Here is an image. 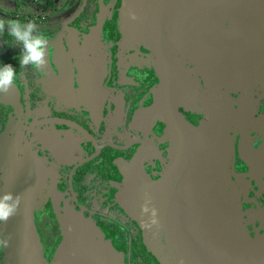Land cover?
I'll list each match as a JSON object with an SVG mask.
<instances>
[{"label": "flooded vegetation", "instance_id": "obj_1", "mask_svg": "<svg viewBox=\"0 0 264 264\" xmlns=\"http://www.w3.org/2000/svg\"><path fill=\"white\" fill-rule=\"evenodd\" d=\"M122 1L0 0V20L34 22L48 40L39 71L21 68L22 46L7 26L0 33V67L16 70L11 91L0 93V188L15 168L34 166L41 192L33 223L47 264L63 240L60 219L71 212L91 222L116 253V260L98 264H161L118 199L127 167L141 166L157 182L178 159L166 124L148 113L165 94L157 59L144 44H122ZM244 21L258 26L256 59L250 71L231 73L230 82L189 75L199 61L191 52L167 60L179 66L175 92L193 97L179 113L194 127L210 123L209 138L220 136L215 166L225 178L222 198L241 207L250 238L264 242V13ZM201 209L187 214L195 223H187L179 243L172 237L173 264L238 263L233 251L224 256V238L206 228Z\"/></svg>", "mask_w": 264, "mask_h": 264}, {"label": "water", "instance_id": "obj_2", "mask_svg": "<svg viewBox=\"0 0 264 264\" xmlns=\"http://www.w3.org/2000/svg\"><path fill=\"white\" fill-rule=\"evenodd\" d=\"M262 13L264 0L122 1L118 19L122 44H144L157 59L162 74L161 92L165 94L148 113L166 124L178 159L166 166L157 182L141 166L127 167L125 189L118 199L142 227L145 244L161 264H173L172 237L177 243L184 238L187 223H195V216L189 218L187 214L200 213V206L206 228L224 238V256L231 250L239 260L236 264H264V242L250 238L241 207L225 196L222 198L225 178L222 179L220 166H215L220 136L214 134L209 138L210 123L194 127L179 113V106L189 109L187 105L193 97L187 90L184 94L175 92L180 91V81L176 80L181 74L178 63L167 60L171 54L191 52L199 61L189 75L208 77L215 83L223 79L230 82L235 75L231 73L250 71L258 50L252 47L258 42L254 39L258 26L244 18ZM169 89L172 93L167 95ZM32 167L15 168L6 187L0 188V199L7 193L13 194L6 203L15 208L14 215L0 225L3 264H47L33 223L41 187ZM35 173L38 174L36 170ZM142 206L149 210L142 212ZM151 209L156 210L157 223L150 226ZM60 223L63 240L51 264H98L103 259H117L99 230L80 213L71 212ZM4 240L8 241L6 246ZM175 260L178 261L177 256Z\"/></svg>", "mask_w": 264, "mask_h": 264}, {"label": "clouds", "instance_id": "obj_3", "mask_svg": "<svg viewBox=\"0 0 264 264\" xmlns=\"http://www.w3.org/2000/svg\"><path fill=\"white\" fill-rule=\"evenodd\" d=\"M7 26L8 34L14 38L16 43L22 46L20 66L26 68L29 65L33 70L43 71L46 66V53L48 50V40L46 36L37 28L34 22L21 23L18 20H0V33L5 31ZM16 83V70L11 64H6L0 67V93L7 94L11 91L12 87ZM13 198L12 193H7L0 199V221L7 222V220L14 215L15 208L12 205L6 203ZM19 196H17V201ZM149 209L146 206H142V212H146ZM156 210L151 209L150 226L157 223ZM149 226V227H150ZM8 243L4 240V245Z\"/></svg>", "mask_w": 264, "mask_h": 264}]
</instances>
